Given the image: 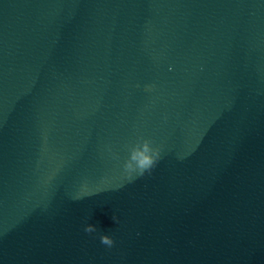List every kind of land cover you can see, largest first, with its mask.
<instances>
[{
    "label": "clouds",
    "instance_id": "9594fccd",
    "mask_svg": "<svg viewBox=\"0 0 264 264\" xmlns=\"http://www.w3.org/2000/svg\"><path fill=\"white\" fill-rule=\"evenodd\" d=\"M141 141L142 147L135 148L131 152L130 159L123 164V170L130 181L137 177H143L146 173L150 174L160 159V150L153 146V141L143 138ZM113 220L117 222L115 216H113ZM84 230L87 233H92L95 228L92 225H88ZM100 242L108 247H112L114 244V240L109 235H102Z\"/></svg>",
    "mask_w": 264,
    "mask_h": 264
}]
</instances>
